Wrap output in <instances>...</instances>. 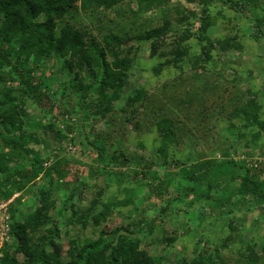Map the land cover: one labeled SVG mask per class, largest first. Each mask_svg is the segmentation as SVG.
Returning <instances> with one entry per match:
<instances>
[{"label":"rangeland","instance_id":"1","mask_svg":"<svg viewBox=\"0 0 264 264\" xmlns=\"http://www.w3.org/2000/svg\"><path fill=\"white\" fill-rule=\"evenodd\" d=\"M138 3L122 0L93 12L78 2V15L64 18L99 41L104 33L126 32L122 26L134 28L123 45L131 66L122 85L103 86L109 100L101 102L93 91L91 107L83 105L70 83L76 75L86 78L84 64L64 68L55 56L28 59L54 110L26 100L19 117L37 140L9 157L0 181L4 185V175L15 168L39 166L36 159L43 167L60 160L61 171L7 186L12 232L0 242V264L5 250L16 262L25 260L16 230L32 239L31 249L37 250L34 242L44 247L45 261L36 264H73L86 244L100 238L114 243L122 234L140 238L141 248L162 264L198 258L196 264H204L210 252L218 263L264 264V198L239 192L230 172L221 183H175L158 196L148 183L115 173L98 157L105 144L104 157L122 150L178 178L203 159L231 160L242 165L233 170L236 176L248 170L264 180V11L244 0H168L137 13ZM258 5L264 7V0ZM54 22L57 34L61 25ZM160 26L170 31L157 46V37L144 31ZM106 106L104 114H94ZM43 235L54 242L40 241Z\"/></svg>","mask_w":264,"mask_h":264},{"label":"trees","instance_id":"2","mask_svg":"<svg viewBox=\"0 0 264 264\" xmlns=\"http://www.w3.org/2000/svg\"><path fill=\"white\" fill-rule=\"evenodd\" d=\"M120 1L122 0H0V138L5 143V148L0 150V175L6 172L4 168L9 163L10 156L12 158L19 157L22 150H28V145L37 140L33 133L23 129L22 120L19 117V110H23L26 100L31 99L42 109L54 110L52 95L48 89L44 88L45 81L36 75L34 67L28 61L31 56L38 58L55 56L58 59H63L64 68L84 64L87 69L86 78L76 75L70 85L80 95L83 105L88 104V108L91 107L89 97L93 95V91L97 92L100 101L103 102L109 100V95L104 91L103 86L115 84L117 88H120L121 80L126 75V70L131 66V60L128 57L129 50L123 45L130 37L134 36L135 33L132 31L134 28L131 25L122 26L126 32L121 34L104 33L102 40L99 41L91 33V30L80 29L66 19L64 20L67 15H70L71 18L78 15L79 9L75 8L78 2L84 11L91 8L94 12L108 9ZM244 1L251 3L255 8H262L264 11V7L258 5L259 0ZM138 2L139 11L137 13H140L142 10H150L167 4L168 0H138ZM39 17H45V20L39 22L37 21ZM55 18L61 25L57 34L53 31L56 26ZM257 23L262 26V19L258 18ZM164 25L169 26L170 24L166 21ZM169 31L170 29L160 26L144 32L147 36L157 37L155 43L158 46L157 42ZM108 56L113 58L111 63L106 62ZM107 109L106 106L94 114H104ZM164 127L169 131L167 124ZM65 128L67 131H71L68 124L65 125ZM105 148V144H102L99 149L100 161L113 166L115 173L127 172L141 183H148L149 188L158 196H162L164 189L175 187V183H221L220 178L230 172L231 179L238 180L239 188L237 190L239 192L257 194L264 198V180L258 178L259 174L242 170L236 176L233 170L242 165H237L231 160L221 162L203 159L195 164L189 172L183 170L178 178L174 175L171 176V173L158 171L154 168L153 161L141 162V159L126 154L122 150H114L109 157H104ZM125 160L137 165L141 164L143 168L133 170L126 168V165L123 166ZM35 161L39 163V166L29 163L4 175L6 187L0 181V199L10 197L11 191L7 186L16 185V182L30 181L37 178L41 172L46 176L61 171L60 160L54 161L47 167L40 164L41 160L36 159ZM120 163L121 166L116 167ZM225 163L233 164L230 167L231 171L230 168H224V166L228 167ZM226 178L227 176L223 180ZM155 220L154 217L152 221L148 222L150 232L154 229ZM36 224H30V226L35 227ZM15 232L21 240L22 246L18 249L25 255V260L16 262L9 251L5 250L2 263L36 264L35 262H42L45 258V250L44 247H40L41 243L34 242V247L37 250L31 249L32 239L28 238L25 233H21L22 231L16 230ZM51 232H53L52 228L48 230V235ZM45 240H48L50 244L54 242L47 235L41 236L40 241ZM168 240L173 241L171 238ZM57 254L58 252L56 256ZM198 259H194L193 264H196ZM199 260L201 263V259ZM205 260L204 264H223L220 261L219 263L215 262L211 257V252L205 256ZM73 264L162 263L158 257L152 256L146 249L141 248L140 238L132 237L131 234H127V236L122 234L114 243L109 241L105 244L100 238L98 241L86 244L78 251L73 259Z\"/></svg>","mask_w":264,"mask_h":264},{"label":"built area","instance_id":"3","mask_svg":"<svg viewBox=\"0 0 264 264\" xmlns=\"http://www.w3.org/2000/svg\"><path fill=\"white\" fill-rule=\"evenodd\" d=\"M10 198L0 199V242L8 239L11 232Z\"/></svg>","mask_w":264,"mask_h":264}]
</instances>
